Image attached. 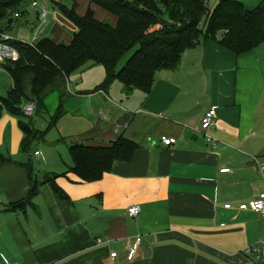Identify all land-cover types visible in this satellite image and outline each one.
Masks as SVG:
<instances>
[{
  "label": "crops",
  "instance_id": "obj_1",
  "mask_svg": "<svg viewBox=\"0 0 264 264\" xmlns=\"http://www.w3.org/2000/svg\"><path fill=\"white\" fill-rule=\"evenodd\" d=\"M239 1L252 11L264 0ZM96 16L115 24L99 10ZM28 32L31 42L40 27ZM47 36L57 43L71 40L52 31L42 35ZM84 71L80 75H88L75 90L69 83L78 76L68 79L67 91L99 99L109 124L62 143L105 146L122 136L138 149L131 162H114L101 180L85 183L70 172V155L66 161L47 151L43 158L31 152V144L23 150L19 122L5 111L9 143L0 150L6 159L0 165V264H255L244 250L264 241V221L223 207L236 208L264 193V172L255 162L264 168V43L236 56L216 41L201 42L181 55L176 69L156 74L149 95L135 91L125 97L118 81L106 93H91L104 69ZM10 88L11 80L0 98ZM52 96L59 94H50L45 107ZM212 108L217 125L203 132L201 121ZM161 137L176 142L166 147ZM42 159L44 167L36 168L33 163ZM49 175H57L54 183L64 199L42 183ZM35 183L37 192L29 199ZM134 205L141 212L131 218L127 211ZM97 239L103 244L96 245ZM136 239L137 255L126 262V249ZM111 252L118 254L115 261Z\"/></svg>",
  "mask_w": 264,
  "mask_h": 264
},
{
  "label": "trees",
  "instance_id": "obj_2",
  "mask_svg": "<svg viewBox=\"0 0 264 264\" xmlns=\"http://www.w3.org/2000/svg\"><path fill=\"white\" fill-rule=\"evenodd\" d=\"M88 7L78 15L76 6L60 8L74 31L69 43L42 37L30 46L18 40L7 44L16 50V62L1 64L11 80L7 96L0 98L2 112L22 118L19 128L24 138L22 149L38 138L33 118L23 114L22 107L33 104L34 114L46 113L45 99L58 93L67 95L68 79L76 71L94 66L104 69L105 77L91 93H106L118 81L125 97L138 91L149 95L159 71L174 70L181 55L204 41H216L222 48L238 56L264 43V1L252 11L239 0H217L210 12L200 0H85ZM25 0H0V35L13 28L14 15ZM99 10L115 19V24L99 20ZM13 16V18H12ZM40 17V15H39ZM134 53L119 68L123 58ZM63 114L61 106L52 118L51 126ZM137 145L120 136L105 146L73 144L68 148L73 162L70 172L82 182L101 180L111 171L114 162L132 161ZM6 159L0 155V165ZM57 175L46 176L60 198L65 195L56 187ZM37 183L29 199L37 192Z\"/></svg>",
  "mask_w": 264,
  "mask_h": 264
},
{
  "label": "rangeland",
  "instance_id": "obj_3",
  "mask_svg": "<svg viewBox=\"0 0 264 264\" xmlns=\"http://www.w3.org/2000/svg\"><path fill=\"white\" fill-rule=\"evenodd\" d=\"M36 3L38 7L31 8L33 3ZM217 0H210L207 8L210 12L213 11ZM76 6V13L78 15H83L78 13V11H84L86 9L83 4L78 3L76 0H25L22 6L19 7L18 13L20 15L19 19L14 21L13 28L7 32V36L9 38L17 39L22 42H29L32 38V33L30 34L28 30L30 28L40 27V32L38 34V38L48 31H52L55 34H59L62 37L67 39V36L73 33V25L67 21L60 8L63 7L65 9H71L72 6ZM43 11L46 12L47 18L46 22L43 23L42 19H38V14L40 15ZM13 18V16H12ZM14 19V18H13ZM40 35V36H39ZM51 38L50 36H47ZM54 39L55 37L52 36ZM52 39V38H51ZM65 40V39H64ZM65 43L66 41H61ZM134 53V51L129 52L123 60L121 61V66H123L128 58ZM81 70L74 72L71 74L70 79H73L78 76V78L70 80L69 83L70 88L72 90L76 89V85L80 81V77L88 75L82 74ZM84 73H86L84 71ZM10 81L9 75L4 72L2 69L0 70V92L3 91L4 88L8 85ZM115 89V88H113ZM115 94V92H114ZM114 94L112 97H114ZM7 96V93L4 94V97ZM3 97V98H4ZM117 97V95H116ZM81 95H74L67 91V95L65 98L61 99V96H52L46 106V113L41 115H33V124L34 129L38 133V138L31 143V152L38 151L41 153L43 158L46 157V152L52 153V155L57 154L61 156L63 160L66 161L69 158L68 148L62 143L63 138H76L77 135L82 134L89 129H96L99 125L109 124L110 114L104 108L101 107V102L97 98H93L92 100L87 101ZM54 101V104H53ZM86 103L84 107H81L83 103ZM49 103V104H48ZM61 106L63 110V114L57 119L56 124L51 126L52 118L56 114L58 107ZM24 107V106H23ZM22 107V109H23ZM4 115L2 112L1 118ZM15 121L23 120L22 118H18L16 116H11ZM0 118V150H6L8 148V134L9 129L6 131V122L2 121ZM56 155V156H57ZM40 158L34 157V161H38ZM45 161V160H44ZM36 164L38 167H36ZM33 165L36 168L44 167L43 159L41 160L40 165L34 162Z\"/></svg>",
  "mask_w": 264,
  "mask_h": 264
},
{
  "label": "built area",
  "instance_id": "obj_4",
  "mask_svg": "<svg viewBox=\"0 0 264 264\" xmlns=\"http://www.w3.org/2000/svg\"><path fill=\"white\" fill-rule=\"evenodd\" d=\"M200 1H202L205 5L209 4V0H200ZM36 6L37 4L33 3L31 7L34 8ZM45 17H46V12L43 11L40 14V19L43 20V23L45 22ZM17 18H19V15L15 14L14 19H17ZM8 40H11V38H9L7 34L0 35V64L6 61L16 62L19 58V55L16 52V50L11 48L7 44ZM37 41H38V36H37V32H35V35L32 41L29 43V45L33 46V44H35ZM22 111L26 117H32L34 115L35 107L33 104H27L23 107ZM216 125H217L216 111L215 109L212 108V109H209L204 114V117L201 121V130L203 132H206L208 129L216 127ZM206 140L211 141L209 137L206 138ZM161 142L164 146L169 147L175 144L176 140L170 137L169 138L161 137ZM34 155L38 156L39 153L36 152ZM255 162L257 166L259 167V170L261 172H264L263 164L258 163L256 160ZM223 208L224 210H229V211L234 210L238 213L250 212V213L256 214L261 220L264 221V193L259 194L258 196H256L255 199H253L252 201L248 203L239 204L236 208L232 207V205L230 204L224 205ZM140 212H141L140 206L134 205L128 209L127 214L131 218H136L140 214ZM140 243H141L140 239H136L132 245L127 247L126 255H125L126 262L130 263L135 259L137 252L139 250V247H140ZM102 244H103L102 239L96 240V245L100 246ZM244 253L247 256L255 257L254 259L255 264H264V241L259 244L245 248ZM109 258L112 261H115L118 258V254L116 252H111L109 255Z\"/></svg>",
  "mask_w": 264,
  "mask_h": 264
},
{
  "label": "water",
  "instance_id": "obj_5",
  "mask_svg": "<svg viewBox=\"0 0 264 264\" xmlns=\"http://www.w3.org/2000/svg\"><path fill=\"white\" fill-rule=\"evenodd\" d=\"M194 139H195V137H194ZM196 140V139H195Z\"/></svg>",
  "mask_w": 264,
  "mask_h": 264
}]
</instances>
